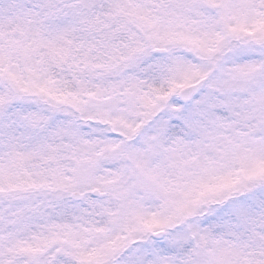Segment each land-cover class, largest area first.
Segmentation results:
<instances>
[{
	"label": "snow or ice",
	"instance_id": "1",
	"mask_svg": "<svg viewBox=\"0 0 264 264\" xmlns=\"http://www.w3.org/2000/svg\"><path fill=\"white\" fill-rule=\"evenodd\" d=\"M0 264H264V0H0Z\"/></svg>",
	"mask_w": 264,
	"mask_h": 264
}]
</instances>
